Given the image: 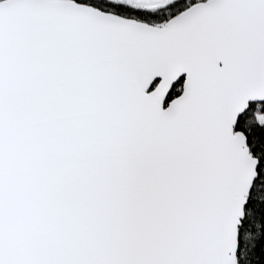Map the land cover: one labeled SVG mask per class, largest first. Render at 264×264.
Returning a JSON list of instances; mask_svg holds the SVG:
<instances>
[{
    "label": "snow or ice",
    "instance_id": "obj_1",
    "mask_svg": "<svg viewBox=\"0 0 264 264\" xmlns=\"http://www.w3.org/2000/svg\"><path fill=\"white\" fill-rule=\"evenodd\" d=\"M0 264H264V0H0Z\"/></svg>",
    "mask_w": 264,
    "mask_h": 264
}]
</instances>
